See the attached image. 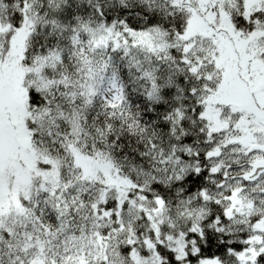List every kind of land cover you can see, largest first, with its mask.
Wrapping results in <instances>:
<instances>
[{
    "label": "snow or ice",
    "instance_id": "1",
    "mask_svg": "<svg viewBox=\"0 0 264 264\" xmlns=\"http://www.w3.org/2000/svg\"><path fill=\"white\" fill-rule=\"evenodd\" d=\"M0 264H264V0H0Z\"/></svg>",
    "mask_w": 264,
    "mask_h": 264
}]
</instances>
